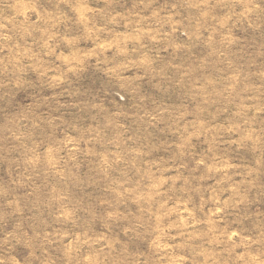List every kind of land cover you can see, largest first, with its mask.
<instances>
[{
  "label": "rangeland",
  "instance_id": "374dc122",
  "mask_svg": "<svg viewBox=\"0 0 264 264\" xmlns=\"http://www.w3.org/2000/svg\"><path fill=\"white\" fill-rule=\"evenodd\" d=\"M0 264H264V0H0Z\"/></svg>",
  "mask_w": 264,
  "mask_h": 264
}]
</instances>
